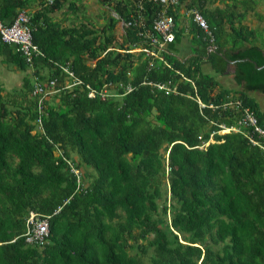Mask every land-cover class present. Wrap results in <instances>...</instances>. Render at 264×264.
<instances>
[{
    "label": "trees",
    "instance_id": "16d2710c",
    "mask_svg": "<svg viewBox=\"0 0 264 264\" xmlns=\"http://www.w3.org/2000/svg\"><path fill=\"white\" fill-rule=\"evenodd\" d=\"M32 1L0 0V21L11 24ZM66 1L75 11L74 0H40L30 12L32 39L44 54L32 65L0 35V55L25 72L13 94L0 88V264H264V153L239 131L220 132L240 116L223 106L230 100L264 120L251 95L264 96V49L250 40L245 14L236 13L237 3L250 7L252 0H223L214 9L208 0L167 7L142 0L146 28L163 9L176 20V7L187 2L214 36L211 43L191 21L195 54L183 61L167 47L166 63L153 66L144 51H131L144 44L136 25L125 26L122 44L114 45L116 22L137 16L140 0H116L119 18L101 28L53 19ZM210 43L213 72L200 64ZM219 52L234 62L238 87L214 92L215 74L227 67ZM60 65L98 90L116 85L119 96L91 97L85 85L62 89L47 98L40 131L32 78H56L60 88L67 80ZM162 82L175 90L155 85ZM198 99L215 106L200 107ZM73 153L79 169L93 171L88 182H77L66 161ZM167 193L172 205L163 204V225L159 201ZM31 211L48 219L44 244L24 236Z\"/></svg>",
    "mask_w": 264,
    "mask_h": 264
},
{
    "label": "built area",
    "instance_id": "2783aa9c",
    "mask_svg": "<svg viewBox=\"0 0 264 264\" xmlns=\"http://www.w3.org/2000/svg\"><path fill=\"white\" fill-rule=\"evenodd\" d=\"M154 2H160L165 7L168 5L176 6L179 0H152ZM142 0L139 2V9H137V16L131 15V18L125 22V26L136 25L139 28V35L143 38L144 44L138 47V51H144L147 55L151 57L150 66H153L155 59L164 60L161 53L165 49V45L172 42L175 39V19L173 15L168 14L166 9H163L160 14L154 18L151 27L146 28L144 15L141 14V9L143 7ZM187 14L190 20L195 23L201 30L204 31L206 36L209 37L210 41L213 40L212 32L209 28L207 19L203 13L196 7L189 8ZM0 35L1 39L7 43L15 44L17 49L23 54L26 61L32 65L34 58L37 56H43V51L39 48L37 44L33 42L32 39V28L30 25V13L28 9L22 8L18 11L15 19L9 25L3 24L0 21ZM133 49H131L132 51ZM66 76L70 81L65 83L62 87L57 88V79L51 78L47 81H41L35 78L33 82V94L37 97V117L36 124L40 131H43V114L44 106L47 98L59 92L62 89L72 88L74 86L85 85L88 90V95L94 97L99 95L102 99L108 96H119L118 88L115 86L104 87L102 90H98L92 87L90 84L84 82L79 78L68 66L60 65ZM120 84L119 86H121ZM155 85L166 92L175 90L171 88L167 83H155ZM132 89L130 85L126 86L125 92ZM200 107L215 105H206L200 99H198ZM223 106H233L240 111V116L237 120V124L230 127H225L222 125L223 129L220 132L229 131L231 129L241 132L243 135L248 137V139L255 145H258L264 153V120L261 123L258 116L255 114L254 110L244 103L240 99L230 100L225 102ZM56 152L58 154H63V151L59 145H55ZM69 163L72 171L77 176V182L82 178L80 169L76 166V163L71 158H65ZM49 233V225L47 217H42L37 213L31 211L29 217L26 220V231L24 236L26 241L29 243L44 244Z\"/></svg>",
    "mask_w": 264,
    "mask_h": 264
},
{
    "label": "crops",
    "instance_id": "0c3cea01",
    "mask_svg": "<svg viewBox=\"0 0 264 264\" xmlns=\"http://www.w3.org/2000/svg\"><path fill=\"white\" fill-rule=\"evenodd\" d=\"M32 2H33V4L31 6H34L36 9L41 7L40 0H33ZM45 2H47V1L45 0ZM34 3H37V5H34ZM183 3L186 5L187 2H183ZM183 3H180L176 7V9L178 11V17L175 20V28H174L176 37L169 45L168 44L165 45V49L167 47L170 48L171 53L178 56L180 59H182L184 61L185 59H187L190 56L195 54L194 49L196 47V41L194 40V30H193L194 25H192L191 20L187 14L188 8H187V6L185 7L183 5ZM257 3H258L257 1L252 0L250 7H249V5L248 6H242V5L238 6L236 8V13L237 14H239V13L245 14L243 19L241 20V23L244 24L245 26H247L249 29H252L254 31V33L250 36V40L264 49V12H261L258 8L255 7V5ZM225 5L226 4L223 0H208L207 4H206V6L210 9H214L215 7H224ZM27 9H28L29 13L32 12L33 10H35L32 7H29ZM55 14H56V11L52 12L51 16L53 19L57 20L55 18ZM237 23H238V19L235 20V24H237ZM225 27L228 31L230 30L228 24H226ZM212 35H213V33H212ZM213 39H214V36H213ZM211 43H210V45H214ZM207 54H208V52H207ZM206 56H203L201 58L200 64H201L204 71L213 72V69L211 67V63L208 59L209 55H208V57H206ZM0 57H1V61L4 64H6V66H7L6 71H5V75L7 76V75H9V73L7 71H9V69H10L8 67V66H10V64L3 59L2 55H0ZM204 64H206V65H204ZM232 67L234 68V62H233ZM226 69H227V67H226ZM225 71L223 74H215L216 79L219 81V86L217 88H215L214 92L218 91L222 87L223 88H232V89L236 88L231 84V82L229 84H224V82L227 81L226 77H228V76H230L231 79L233 80V82L236 84V82L234 81V78H233L234 72H231V71L225 72ZM43 72L46 74L47 69L45 68L43 70ZM15 73L17 74V76L19 75V78H22V79H23V76L25 75V73L21 74V71H19L18 69L15 71ZM217 75H219V77H217ZM3 77L4 76H2V75L0 76V88H3L4 92L17 90V89L21 88L22 82H23L22 79H20L21 84H20V82L19 83L17 82L16 84H13L12 86L6 87V83L4 82L5 80L3 81ZM32 80L34 81L35 79H32ZM69 81H70V79L67 77L66 82L68 83ZM66 82H64V84ZM255 92H257L259 94L258 96L256 95V99L258 98L257 101L260 103L261 108L264 109V96L258 91L251 92V95H254ZM211 141H213V140L211 139Z\"/></svg>",
    "mask_w": 264,
    "mask_h": 264
},
{
    "label": "rangeland",
    "instance_id": "374dc122",
    "mask_svg": "<svg viewBox=\"0 0 264 264\" xmlns=\"http://www.w3.org/2000/svg\"><path fill=\"white\" fill-rule=\"evenodd\" d=\"M48 3H50L53 0H46ZM116 0H106V4L102 3L100 0H74L75 3V11L68 5V1L64 2L63 6L56 11L55 18L59 21H62L64 25L66 24H78L84 20H89L91 23L96 25L97 28H101L104 25H106L109 22L110 16H114L119 18V14L116 12L114 8V2ZM258 3L255 5L256 8H258L261 12H264V0H255ZM33 4V2H31ZM34 5H37V3H34ZM183 5L186 7L183 3ZM242 4L237 3V7L241 6ZM244 6V5H242ZM33 9H36L34 6H32ZM187 10V9H186ZM124 33H125V25L124 21L119 18V20L116 22L115 28H114V45L118 47L120 44H122V41L124 39ZM132 51L137 52L138 47L133 48ZM8 64V63H7ZM10 64V63H9ZM8 64V65H9ZM206 65V64H204ZM6 64H4L1 61L0 57V76L3 77V81L6 83L7 86H12L13 84H16L17 82L21 84L19 75L15 73L17 68L15 69L12 64L8 66L10 69L7 71L9 75H5L6 71ZM206 67V66H205ZM20 71V70H19ZM32 71V67L28 69L27 73ZM25 72L21 71V74H24ZM219 77V75H217ZM33 79V78H32ZM227 81L224 82V84H231L234 87H238L237 84L233 82L230 76L226 77ZM32 82H34L32 80ZM13 90L11 91V94H13ZM256 95L259 94L257 92L254 93L253 97L256 98ZM261 96V95H260ZM258 99V98H257ZM262 101V100H261ZM263 107V106H262ZM222 133V132H221ZM72 160L74 162L78 161V157L75 153L72 154ZM80 173H81V179H84L85 182H88L92 178L93 171L91 168H88L84 165L80 167ZM164 202L167 203V206L170 207L172 205V199L170 195L167 193L165 198H162V200L159 201V221L163 225H165L167 222H169V212H167L166 216L163 215V204Z\"/></svg>",
    "mask_w": 264,
    "mask_h": 264
},
{
    "label": "water",
    "instance_id": "95a60500",
    "mask_svg": "<svg viewBox=\"0 0 264 264\" xmlns=\"http://www.w3.org/2000/svg\"><path fill=\"white\" fill-rule=\"evenodd\" d=\"M210 51H214V52H215V51H216V47H215L214 45H210V46L207 48V52H208V54H207L206 57H208ZM219 54H221V55L227 60V69H226L225 72H228V71L234 72L235 69L232 67V65H233V61H232V60H229V59H228L223 53L219 52ZM248 59H249V58H248ZM252 61H253V60H252ZM253 62H254L255 66H256L257 68H261L262 66H264V65L259 66V65L256 64L255 61H253Z\"/></svg>",
    "mask_w": 264,
    "mask_h": 264
}]
</instances>
